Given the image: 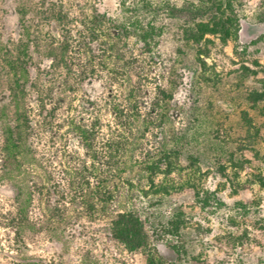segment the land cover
<instances>
[{"label": "rangeland", "instance_id": "1", "mask_svg": "<svg viewBox=\"0 0 264 264\" xmlns=\"http://www.w3.org/2000/svg\"><path fill=\"white\" fill-rule=\"evenodd\" d=\"M185 2L0 0V119L35 156L5 174L0 122V264H264V0H225L230 36L197 46L172 18ZM116 106L139 145L113 152ZM124 208L142 249L111 235Z\"/></svg>", "mask_w": 264, "mask_h": 264}, {"label": "trees", "instance_id": "2", "mask_svg": "<svg viewBox=\"0 0 264 264\" xmlns=\"http://www.w3.org/2000/svg\"><path fill=\"white\" fill-rule=\"evenodd\" d=\"M224 1L197 0V2H185L180 7H172V18L180 21L182 40L197 46L206 34L220 33L225 37H229L232 30L231 23L229 21H219L220 19H218L220 6L223 5ZM14 74L17 75V72L15 71ZM259 83L260 88L250 94V100L255 107H257V104H261L258 111H261V114L264 116V78ZM161 93L164 96L166 95L164 92ZM156 98L158 100V97ZM113 117L114 123L109 126L112 134V139L109 141L110 149L113 152L119 151L124 138H128V141L134 146L139 145L136 130L133 132L132 129L134 128L129 126V116L125 115L123 110L116 106L113 108ZM245 119L247 127L251 128V121L247 117ZM0 122L4 134L2 169L5 174L15 177L20 176L23 162L33 163L35 156L33 155L31 146L27 143L20 123L16 122L12 124L5 113L1 116ZM93 128L75 125L78 136L86 149H89L92 145ZM117 165L116 163L112 166L114 172L118 170ZM15 187V201L18 205V216L26 218L30 205V197L25 194H29V191L25 190V188L27 189L26 185L16 184ZM109 194H124V192L111 190ZM110 231L111 235L129 250L142 249L146 245L144 224L140 216L127 208L117 211L112 216L110 220Z\"/></svg>", "mask_w": 264, "mask_h": 264}]
</instances>
